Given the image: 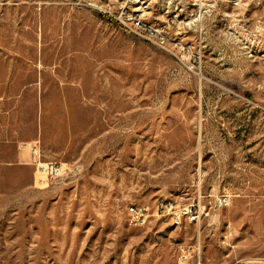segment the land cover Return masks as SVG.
Returning <instances> with one entry per match:
<instances>
[{"label": "rangeland", "instance_id": "rangeland-1", "mask_svg": "<svg viewBox=\"0 0 264 264\" xmlns=\"http://www.w3.org/2000/svg\"><path fill=\"white\" fill-rule=\"evenodd\" d=\"M0 264H264V0H0Z\"/></svg>", "mask_w": 264, "mask_h": 264}, {"label": "built area", "instance_id": "built-area-1", "mask_svg": "<svg viewBox=\"0 0 264 264\" xmlns=\"http://www.w3.org/2000/svg\"><path fill=\"white\" fill-rule=\"evenodd\" d=\"M131 29L135 32H138L139 34H146V35H153L156 32H158V29H154L148 24L145 23L144 19L141 15L135 14L131 16ZM119 21L126 25V22L123 20L122 15L119 16ZM62 166L55 165L52 166L50 171L52 174H61L63 172ZM38 170L42 171H49L48 167L45 166L44 163L38 165ZM128 213L130 214L129 218V224L136 225L139 222L144 220L145 214L143 210L137 206H131L129 208ZM183 218L188 219L190 222L198 221L201 218V215L199 213V209L194 206L190 205L185 208H179L174 211H172V220L173 224L180 225L182 223Z\"/></svg>", "mask_w": 264, "mask_h": 264}, {"label": "bare ground", "instance_id": "bare-ground-1", "mask_svg": "<svg viewBox=\"0 0 264 264\" xmlns=\"http://www.w3.org/2000/svg\"><path fill=\"white\" fill-rule=\"evenodd\" d=\"M233 1H237V0H233Z\"/></svg>", "mask_w": 264, "mask_h": 264}]
</instances>
